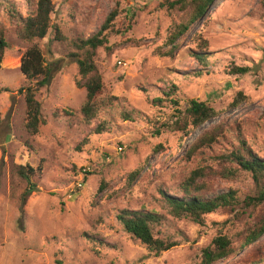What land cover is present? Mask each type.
I'll return each instance as SVG.
<instances>
[{
  "label": "rangeland",
  "instance_id": "1",
  "mask_svg": "<svg viewBox=\"0 0 264 264\" xmlns=\"http://www.w3.org/2000/svg\"><path fill=\"white\" fill-rule=\"evenodd\" d=\"M38 1L0 0V22L8 39L0 64V264H199L202 250L219 234L239 245L245 231L264 214V204L221 208L206 215L203 223L174 217L161 208L166 216L162 235L176 245L160 255L126 233L117 214L142 206L160 208L159 189L178 190L197 164L186 159V150L215 125L229 126V139L240 126L264 158L262 1L215 0L179 41L174 56L158 53L171 48L167 36L184 13L162 8L163 0H51L54 8L45 38L20 39L14 30L17 21L10 18L12 9L26 16ZM117 1L118 15L102 35L106 47L98 46L93 56L103 75L98 100L111 106H99V116L88 120L81 112L87 90L78 85L82 76L78 58L72 55L85 51L77 50L72 40L96 34ZM35 42L51 71L37 94L44 122L32 134L26 128L25 94L19 90L29 83L21 70L22 57ZM191 51L206 53L207 61L200 64ZM233 66L250 70L235 74ZM42 78L37 76L33 84ZM171 84L179 87L180 110L198 99L219 114L186 137L181 132L154 134L156 121L170 120L174 113L170 100L153 102L164 97ZM239 91L248 99L230 107ZM103 118L111 129L96 133ZM224 144L225 140L218 149ZM19 165L36 169L30 184L18 173ZM139 168V176L129 184L130 173ZM247 178L232 183L214 178L208 195L234 187L244 198L252 189ZM32 184L35 187L24 196ZM101 185L104 189L99 191ZM86 234L98 235L105 244ZM261 260L264 235L239 255L215 264Z\"/></svg>",
  "mask_w": 264,
  "mask_h": 264
},
{
  "label": "trees",
  "instance_id": "2",
  "mask_svg": "<svg viewBox=\"0 0 264 264\" xmlns=\"http://www.w3.org/2000/svg\"><path fill=\"white\" fill-rule=\"evenodd\" d=\"M262 5L264 6V0ZM215 0H163L161 7L171 12H183L184 17L171 29L167 36V44L171 48L165 52L159 50V55L174 56L178 44L181 39L188 36L191 28L195 23L203 19L209 12ZM118 5L108 15L106 22L102 28L91 37L79 38L72 40L77 50H84V54L79 56L81 52L72 54L77 56L79 72L82 76V82L78 83L80 87L87 90L86 101L81 108V112L88 120L99 116L101 108L99 106H111L105 101L98 100V96L104 89L103 75L98 69L93 56L98 46L106 47V40L102 36L112 21L118 15ZM116 3V4H117ZM13 8V7H12ZM54 6L51 0H39L34 11H29L24 16L17 8L12 9L10 18L15 19L16 35L23 40L34 42L36 39L45 38L50 27V14ZM129 28V27H128ZM56 36L65 39L64 35L56 32ZM8 47V39L5 27L0 22V64ZM192 55L199 60L200 64L205 63L208 59L206 53L191 51ZM21 70L29 80L28 85L22 86L20 92L25 94L27 103L26 110V128L32 133L39 132L40 125L44 122L41 112L42 104L37 98V94L46 86L51 71L50 65L46 63V58L38 47L36 42L30 45L22 57ZM250 70L248 66H233L231 72L235 74H245ZM43 75V78L33 84V79ZM8 88H4L7 90ZM2 90V89H1ZM179 87L171 84L168 90L163 91L164 97H158L153 100L155 104L161 105L166 99L174 105V113L170 120L156 121V135H160L164 131L181 132L184 137L191 132L203 126L211 118L217 116L219 112L211 106L207 101L191 99L185 110H180L178 100ZM114 99V98H113ZM248 96L242 91L230 102V107H236ZM111 104V103H110ZM2 117L0 114V124ZM224 124L215 125L204 130L186 150L185 157L188 161L195 159L197 164L191 170L190 175L180 184L178 190L165 191L159 189V207L148 208L142 206L139 209H123L117 214V220L122 229L130 234L134 239L140 240L156 255H160L163 251L170 249L176 245L175 241L166 239L162 235V226L166 221L165 214L161 212V208L168 209L169 214L177 218H189L196 223H203L205 216L214 213L218 209L232 207L238 203L247 207H256L264 204V158H262L250 145L246 136L242 132L240 126L232 135L235 137L229 139L226 135L227 128ZM111 129L110 122L106 119H100L95 131L101 133ZM223 147L219 150L218 145L223 141ZM161 147V146H158ZM140 168L132 171L129 175V184H132L140 174ZM36 169L31 166L19 165L18 173L26 179L30 184L31 177ZM248 177L252 181V189L249 193L241 198L238 195L239 189L230 187L227 193L209 196L213 181L212 179H225L232 183ZM35 187L32 184L28 190L24 191V196L30 193ZM104 189L103 185L99 187V191ZM91 239H98L101 244H105L103 239L98 235L86 234ZM264 235V214L249 227L242 236L239 245H235L227 235L215 236L210 246L202 250V258L199 264H215L219 260L228 259L239 255L250 245H254ZM253 264H264V260Z\"/></svg>",
  "mask_w": 264,
  "mask_h": 264
}]
</instances>
